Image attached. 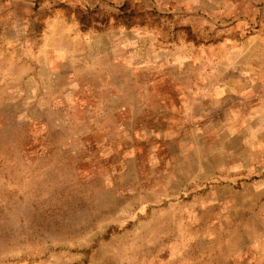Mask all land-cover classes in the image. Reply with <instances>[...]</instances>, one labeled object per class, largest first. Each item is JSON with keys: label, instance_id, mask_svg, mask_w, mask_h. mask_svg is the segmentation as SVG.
Here are the masks:
<instances>
[{"label": "rangeland", "instance_id": "374dc122", "mask_svg": "<svg viewBox=\"0 0 264 264\" xmlns=\"http://www.w3.org/2000/svg\"><path fill=\"white\" fill-rule=\"evenodd\" d=\"M0 264H264V0H0Z\"/></svg>", "mask_w": 264, "mask_h": 264}]
</instances>
